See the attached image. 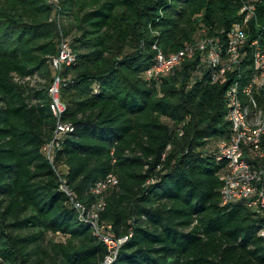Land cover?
<instances>
[{"label": "trees", "instance_id": "1", "mask_svg": "<svg viewBox=\"0 0 264 264\" xmlns=\"http://www.w3.org/2000/svg\"><path fill=\"white\" fill-rule=\"evenodd\" d=\"M244 1L0 0V264H102L109 255L54 167L68 168L62 178L87 208L91 188L118 177L99 218L114 240L127 238L113 264H264V219L220 197L216 152L231 136L224 96L236 72L213 84L195 59L146 78L159 51L225 42ZM250 28L264 40V0ZM61 34L76 57L60 89L73 132L51 164L43 148L56 127L48 90ZM36 77L44 84L33 88Z\"/></svg>", "mask_w": 264, "mask_h": 264}, {"label": "built area", "instance_id": "2", "mask_svg": "<svg viewBox=\"0 0 264 264\" xmlns=\"http://www.w3.org/2000/svg\"><path fill=\"white\" fill-rule=\"evenodd\" d=\"M260 3L261 0L244 1L239 12L240 20L227 32L225 42L220 38L201 37L169 56L159 51L146 78L151 80L169 75L183 63L195 59L209 70L213 84L225 83L228 75L236 72L235 80L224 96L231 136L228 141L218 145L216 152V163L221 166L220 197L222 206L243 203L264 219V168L257 163L264 158V40H252L250 28ZM75 62L70 42L61 34L58 52L50 62L55 76L48 90L56 127L52 139L43 148L51 164L63 137L73 132L70 124L62 122L66 107L60 99V89L64 81L61 73L74 66ZM64 168L65 173L68 172V168ZM54 170L61 181L60 191L68 196L80 219L91 225L94 236L107 247L109 255L102 264H113L127 238L114 240L108 234L111 227L100 224L99 218L106 206V193L117 187L118 177L110 173L97 182L90 191L96 202L87 208L69 191L60 169L54 167ZM258 237L264 240V221L258 230Z\"/></svg>", "mask_w": 264, "mask_h": 264}, {"label": "rangeland", "instance_id": "3", "mask_svg": "<svg viewBox=\"0 0 264 264\" xmlns=\"http://www.w3.org/2000/svg\"><path fill=\"white\" fill-rule=\"evenodd\" d=\"M50 2L52 3V4H56L57 2H58V0H50ZM60 23H62V25L64 24V20L62 19L61 20V17H60ZM69 42H71V40L69 39V38H66ZM31 83H30V86L31 87H33V88H35V87H37V84H44V81H43V79H39L38 77H36L35 79H33V80H31L30 81ZM60 169V171H61V173L63 172V173H65V168L63 167V168H59ZM62 173V174H63ZM114 189V188H113ZM112 189H110L109 191H111ZM108 191V192H109ZM107 192V193H108ZM107 193H106V195H107ZM59 239V238H58Z\"/></svg>", "mask_w": 264, "mask_h": 264}]
</instances>
